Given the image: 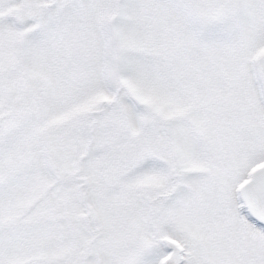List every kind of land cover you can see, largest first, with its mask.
<instances>
[{
    "label": "snow or ice",
    "instance_id": "obj_1",
    "mask_svg": "<svg viewBox=\"0 0 264 264\" xmlns=\"http://www.w3.org/2000/svg\"><path fill=\"white\" fill-rule=\"evenodd\" d=\"M0 264H264V0H0Z\"/></svg>",
    "mask_w": 264,
    "mask_h": 264
}]
</instances>
